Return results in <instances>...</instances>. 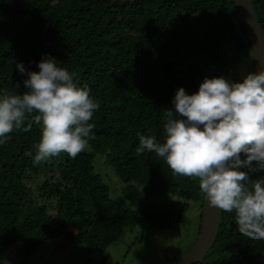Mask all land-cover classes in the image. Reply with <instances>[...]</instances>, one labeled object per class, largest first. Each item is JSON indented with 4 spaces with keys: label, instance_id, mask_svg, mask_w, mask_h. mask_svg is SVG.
Instances as JSON below:
<instances>
[{
    "label": "trees",
    "instance_id": "trees-1",
    "mask_svg": "<svg viewBox=\"0 0 264 264\" xmlns=\"http://www.w3.org/2000/svg\"><path fill=\"white\" fill-rule=\"evenodd\" d=\"M253 3L264 31V0ZM230 48L252 52L234 0H0V91L17 82L18 93L27 91L16 64L39 71L50 55L100 105L85 150L60 153L46 171L43 162L33 166L42 132L36 113L23 126L31 123L30 131L14 129L0 145V251L21 242L31 255L66 237L105 252L128 220L145 234L183 222L193 203L202 210L198 178L174 174L155 153L137 155L138 134L163 143L175 92L192 94L205 77L230 80ZM99 154L126 183L118 201L96 171ZM250 178L249 188L264 173ZM201 222L200 214L197 238ZM196 264H264V240L241 234L235 213L222 211L215 244Z\"/></svg>",
    "mask_w": 264,
    "mask_h": 264
},
{
    "label": "clouds",
    "instance_id": "clouds-1",
    "mask_svg": "<svg viewBox=\"0 0 264 264\" xmlns=\"http://www.w3.org/2000/svg\"><path fill=\"white\" fill-rule=\"evenodd\" d=\"M16 68L28 77L27 91H16L19 82L15 91H0V145L36 113L42 132L33 166L62 152L75 158L87 146L99 103L50 55L37 64L39 71L26 70L22 62ZM171 104L164 142L138 134L137 155L155 153L174 174L198 178L209 207L234 212L241 234L264 240V179L251 188L245 183L250 174L264 173V69L239 82L205 77L192 94L180 87ZM23 130L30 131L31 123Z\"/></svg>",
    "mask_w": 264,
    "mask_h": 264
},
{
    "label": "rangeland",
    "instance_id": "rangeland-1",
    "mask_svg": "<svg viewBox=\"0 0 264 264\" xmlns=\"http://www.w3.org/2000/svg\"><path fill=\"white\" fill-rule=\"evenodd\" d=\"M229 51L226 70H230L231 81L239 82L254 71L253 53L248 50L235 54L232 48ZM234 59L239 60L236 69L230 66ZM59 155L44 161L43 170L46 171L51 164L56 166ZM96 163L97 173L110 187V196L118 201L126 183L117 176L106 155H97ZM201 211L199 204L193 203L183 222L172 228L153 229L145 234L135 221L128 220L123 236L105 252L90 250L84 245L73 244L66 237H59L40 245L31 255H26L23 244L15 242L5 251H0V264H149L174 259L195 244Z\"/></svg>",
    "mask_w": 264,
    "mask_h": 264
},
{
    "label": "water",
    "instance_id": "water-1",
    "mask_svg": "<svg viewBox=\"0 0 264 264\" xmlns=\"http://www.w3.org/2000/svg\"><path fill=\"white\" fill-rule=\"evenodd\" d=\"M234 2L251 43L254 72H259L264 69V31L255 13L253 0H234ZM221 216L222 211L209 207L204 197L200 234L193 247L174 259L149 264H196L201 262L215 244Z\"/></svg>",
    "mask_w": 264,
    "mask_h": 264
}]
</instances>
